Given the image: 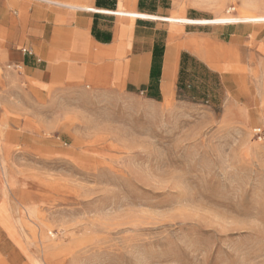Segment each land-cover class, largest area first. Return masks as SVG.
<instances>
[{
    "label": "rangeland",
    "instance_id": "obj_1",
    "mask_svg": "<svg viewBox=\"0 0 264 264\" xmlns=\"http://www.w3.org/2000/svg\"><path fill=\"white\" fill-rule=\"evenodd\" d=\"M41 1L0 0V18L39 8L64 23L86 12L58 4L91 7ZM143 4L189 20L264 16V0ZM154 23L197 60L159 100L83 73L35 82L13 66L24 41L0 38V264H264V22Z\"/></svg>",
    "mask_w": 264,
    "mask_h": 264
},
{
    "label": "crops",
    "instance_id": "obj_2",
    "mask_svg": "<svg viewBox=\"0 0 264 264\" xmlns=\"http://www.w3.org/2000/svg\"><path fill=\"white\" fill-rule=\"evenodd\" d=\"M143 1L140 6L139 0H90L91 7L82 6L107 13L121 12L119 15L59 5L60 8L86 12H75L71 14L74 17L64 23H55L59 16L57 11L51 16L48 11L33 8L29 17L12 11L15 16L11 19L7 9L2 8L0 20H5L7 26L0 25V38L13 47L24 41L19 49L20 59L13 64L24 68V73L35 82H43L49 73H83L94 85L142 92L148 98L159 100L165 88L174 87L178 91L182 60H197L186 51L175 53L167 49V33L155 34L154 22H165L163 20L171 17L155 15L156 10L144 7ZM23 7L24 4L19 5L21 10ZM130 12L156 20L134 18L128 14ZM11 20H15L16 28L11 29L8 25ZM109 20L130 21L118 24L112 21L109 26L103 24L111 22ZM141 34L153 36L144 50L139 44ZM23 48L31 49L34 56L23 55ZM152 69L155 71L153 76ZM185 72L187 74L189 70L186 68Z\"/></svg>",
    "mask_w": 264,
    "mask_h": 264
},
{
    "label": "bare ground",
    "instance_id": "obj_3",
    "mask_svg": "<svg viewBox=\"0 0 264 264\" xmlns=\"http://www.w3.org/2000/svg\"><path fill=\"white\" fill-rule=\"evenodd\" d=\"M62 7H68L72 9H84L87 11L91 12H97L101 14H114V15H119L121 12H116V13H107L101 10H94L90 9L87 7H74V6H68L64 4H58ZM130 16L134 18H141V19H149V20H156L155 17H149V16H144L141 14L137 13H128ZM159 20V19H158ZM165 22L169 23H176V24H186V25H197V26H202V25H214V24H239V23H259V22H264V16H245V17H221V18H216L212 20H188L185 18H175L171 17L169 19L163 20Z\"/></svg>",
    "mask_w": 264,
    "mask_h": 264
},
{
    "label": "trees",
    "instance_id": "obj_4",
    "mask_svg": "<svg viewBox=\"0 0 264 264\" xmlns=\"http://www.w3.org/2000/svg\"><path fill=\"white\" fill-rule=\"evenodd\" d=\"M139 4L141 6L142 0H139ZM98 5H99V3H98ZM185 69H186V61L182 60V70H181V73H180V80H179L180 85H179L178 90H183L184 76H186ZM153 73H155V71H153V69H152V76H153ZM181 76H182V78H181Z\"/></svg>",
    "mask_w": 264,
    "mask_h": 264
},
{
    "label": "built area",
    "instance_id": "obj_5",
    "mask_svg": "<svg viewBox=\"0 0 264 264\" xmlns=\"http://www.w3.org/2000/svg\"><path fill=\"white\" fill-rule=\"evenodd\" d=\"M21 53L23 55H25V56H30V57H33L34 56V52L31 49H27V48L21 49ZM13 66H14V69L21 68V66H19V65H13Z\"/></svg>",
    "mask_w": 264,
    "mask_h": 264
}]
</instances>
